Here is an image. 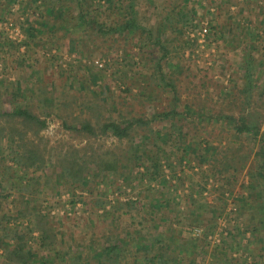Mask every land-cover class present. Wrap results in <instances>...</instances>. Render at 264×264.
<instances>
[{
  "label": "rangeland",
  "instance_id": "374dc122",
  "mask_svg": "<svg viewBox=\"0 0 264 264\" xmlns=\"http://www.w3.org/2000/svg\"><path fill=\"white\" fill-rule=\"evenodd\" d=\"M130 3L138 28L113 32ZM17 105L45 122L28 134L43 167L17 163L28 139L10 133L32 130L1 114ZM254 111L261 132L264 0H0V264L12 231L30 264H264L260 148L234 128ZM122 118L137 121L129 138L99 131ZM239 146L243 163L219 175ZM73 151L109 167L69 185L56 161Z\"/></svg>",
  "mask_w": 264,
  "mask_h": 264
},
{
  "label": "trees",
  "instance_id": "16d2710c",
  "mask_svg": "<svg viewBox=\"0 0 264 264\" xmlns=\"http://www.w3.org/2000/svg\"><path fill=\"white\" fill-rule=\"evenodd\" d=\"M128 10L130 12V18H128V20H126L124 23H121L116 28H113V32L123 33L138 28L133 17L134 10L132 3L128 5ZM157 42H159L158 39ZM157 66L159 67V65ZM169 86L173 87L171 83H169ZM244 92L247 95L250 93V89L246 87ZM241 93H243V91ZM246 104L247 102L245 101V105ZM1 114L7 115L12 119L15 118L19 120L23 127L29 126V129L32 130L31 133H28L26 128L22 130L18 129V132L16 129H14L13 131L16 134L15 137L12 135V131L10 133L11 139L16 138L19 141L25 140L26 137L28 139V142L22 145V153L17 157L18 165L25 168H31L34 166H38V168L43 167L46 163L45 156L48 154L47 147L46 145L40 147V145L28 137V134H31V136L36 140L39 131L45 127V122L40 120L26 109L20 107V105L15 106L11 111L2 112ZM261 120L262 117L255 111L247 112L245 115H240V117L234 121V128L237 134L250 135L252 138L257 139L259 144L261 157L259 158L257 164V167L259 166V168L256 170L254 183H256L258 186V198H260V200H258L259 203L257 204L254 214H256V216L259 214L258 220L264 223V129L260 132L259 128ZM138 122L140 124L142 123L146 125V123H144L141 119ZM136 124L137 121H129L128 119L122 118L119 121L112 120L102 123L99 127V131L101 134H111L117 139H127L130 137L132 127ZM79 130L85 131L91 135L94 134V128L91 127L90 122L88 121L84 122ZM241 153L242 147L239 146L238 148L233 149V154L230 158L222 156L221 158L223 161L220 163L221 169L216 170L217 173L219 175L222 172L226 173L228 170L235 169L241 163H243V157L241 156ZM213 160L216 161V158ZM56 167L58 171H60L62 175L65 176L66 182L69 185H76L82 182L88 169L93 173H100L107 170L109 165L105 162H102L100 159H94L93 157H89V159L85 160L79 156H76L75 151H73V154L66 153L60 159H57ZM32 228L38 233L39 238L42 240L44 245H53V242L55 241V233L52 230L47 218L35 214L32 222ZM5 237L13 240V245L3 254L1 264H30V250L27 246L26 240H24V236L16 231H12ZM118 249L119 245L118 243H115L110 248L106 247L105 252H107L109 256L112 254L116 255L119 253ZM162 254L163 253H159L157 256L158 264H169ZM111 264H116V259H113Z\"/></svg>",
  "mask_w": 264,
  "mask_h": 264
},
{
  "label": "built area",
  "instance_id": "2783aa9c",
  "mask_svg": "<svg viewBox=\"0 0 264 264\" xmlns=\"http://www.w3.org/2000/svg\"><path fill=\"white\" fill-rule=\"evenodd\" d=\"M96 64H97V63H96ZM98 66L101 67V65H98ZM194 234H195V235H198V234H199V230L195 229V230H194Z\"/></svg>",
  "mask_w": 264,
  "mask_h": 264
}]
</instances>
